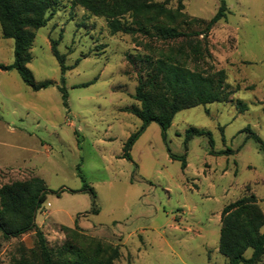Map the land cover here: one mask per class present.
<instances>
[{"label":"rangeland","instance_id":"374dc122","mask_svg":"<svg viewBox=\"0 0 264 264\" xmlns=\"http://www.w3.org/2000/svg\"><path fill=\"white\" fill-rule=\"evenodd\" d=\"M221 1L225 15L205 40L209 57L189 53L185 40L111 34L106 18L57 0L33 31L26 65L35 83L52 85L35 91L16 70L0 68V187L43 181L34 222L54 259L70 245L88 256L100 246L98 258L115 248L111 264H227L218 251L223 207L249 195L264 206V152L251 135L264 143V0H182L196 22L178 29L201 31ZM176 6L167 0L166 8ZM181 47L189 69L223 70L228 99L178 111L164 132L150 123L124 157L123 144L142 124L124 110L140 106L134 89L150 70L145 59ZM13 56L0 28V66ZM189 129L203 133L187 136ZM21 261L40 264L34 233L0 235V264Z\"/></svg>","mask_w":264,"mask_h":264},{"label":"trees","instance_id":"16d2710c","mask_svg":"<svg viewBox=\"0 0 264 264\" xmlns=\"http://www.w3.org/2000/svg\"><path fill=\"white\" fill-rule=\"evenodd\" d=\"M57 0H0V28L2 37L13 40V62L0 66L4 70H16L23 83L33 90L52 85L50 81L35 83L27 68L30 60L29 48L33 31L46 21V13L52 11ZM91 14L106 18V25L111 34L141 33L162 41L185 40L189 53L202 58L209 57L206 45L207 33L212 26L225 15L223 1L216 14L209 19L201 31L185 32L179 26L186 22H196L183 13L182 0H177L174 10L166 8L167 0L157 3L151 0H73ZM128 14L129 21L124 19ZM202 37L201 40L197 39ZM195 42V44H193ZM203 42V44H202ZM51 41V51L60 65L61 73L66 71L63 56ZM199 46L203 47L200 53ZM181 47L175 53L172 50L154 61L146 58L150 70L142 77L138 74L134 98L139 107L124 111L142 121L137 131L132 133L122 146L123 156L129 158L128 151L146 127L154 122L162 132L172 124L174 115L181 110L202 106L209 103L226 101L225 75L223 70L212 74L189 69L179 58ZM191 133L202 131L189 129ZM264 152V143L255 134H251ZM185 162H182V167ZM45 198L43 181L30 178L0 187V235L4 239L16 238L33 232L36 238L40 264H111L118 256V251L109 249V254L102 258L101 247L97 246L94 254L83 255L81 251L63 245L58 252L59 259H54L55 252L47 246L46 239L34 222V215L39 204ZM264 206L258 205L254 195L243 196L225 205L220 213L218 251L227 258V264H256L264 255ZM64 233L71 228L63 227ZM251 249L250 257L244 253ZM17 264H25L23 261Z\"/></svg>","mask_w":264,"mask_h":264}]
</instances>
